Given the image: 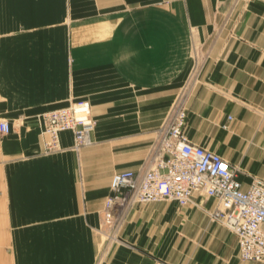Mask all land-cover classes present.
<instances>
[{
  "label": "crops",
  "instance_id": "crops-1",
  "mask_svg": "<svg viewBox=\"0 0 264 264\" xmlns=\"http://www.w3.org/2000/svg\"><path fill=\"white\" fill-rule=\"evenodd\" d=\"M77 100L98 121L91 145L75 152L64 132L40 156L41 116ZM178 100L189 142L244 188L264 181V0H0V217L42 218L12 247L55 250L11 264H96L110 176L147 168ZM213 207L133 205L102 264H259L239 260Z\"/></svg>",
  "mask_w": 264,
  "mask_h": 264
},
{
  "label": "built area",
  "instance_id": "built-area-1",
  "mask_svg": "<svg viewBox=\"0 0 264 264\" xmlns=\"http://www.w3.org/2000/svg\"><path fill=\"white\" fill-rule=\"evenodd\" d=\"M89 115L85 100L45 113L46 149L58 150L63 132L72 133L75 148L90 145ZM184 120L178 110L161 126L147 168L112 176L104 225L112 232L114 217L136 204L173 202L183 208L196 197L212 199L214 207L208 215L234 234L241 260L264 264V181L253 179L244 188L236 168L219 154L187 140L182 131ZM10 131L9 123L1 121L0 132Z\"/></svg>",
  "mask_w": 264,
  "mask_h": 264
},
{
  "label": "rangeland",
  "instance_id": "rangeland-1",
  "mask_svg": "<svg viewBox=\"0 0 264 264\" xmlns=\"http://www.w3.org/2000/svg\"><path fill=\"white\" fill-rule=\"evenodd\" d=\"M68 105H66L65 107H67ZM62 108H64V107H62ZM58 109H60V108H58ZM178 110H182V113L184 114V117H185L184 124L182 126V131L184 133V127L186 124V111L184 109V105L182 103V100H178L175 102V104L173 105V107L169 111V113H168L165 121L163 122V124L168 122L170 117L172 115H174L175 113H177ZM43 115L41 116V119H42V121H41V133L43 136V142H42V148H41L40 156H50V155L58 154L62 151V147L60 145V136H59V149L58 150L50 151V150H47L45 147L47 137L44 134V116ZM89 116H90V122H91L90 124L92 126L90 137L92 138V135L95 132L98 121H97V118H96L94 111L92 110L91 106H90V115ZM161 126L158 128V130L161 128ZM91 143H92V139H91ZM90 145L80 146L78 148H75L73 146V150L75 152H79L81 149L88 147ZM124 170H132V169L115 170L111 174L110 179L112 178V176L114 174H116L120 171H124ZM132 171H134V170H132ZM110 179H109V186H108L109 187L108 188L109 189V195L106 197V200L104 201L103 207L99 213V224H98L97 230H98V234H99L100 244H99V248H98V252H97L96 264H102V262L105 261V258L107 257L108 252L110 250V244H113L115 242V239L118 236V229L122 224V216H121L122 212H120L119 214H117V216L114 217L115 223H114L112 232L109 230V228L106 225H104V220H105L104 208L106 207L107 200L110 197H112V192L110 190ZM131 207L132 206H129L126 210H128ZM180 208H182V207H180ZM183 208H185V207H183ZM126 210H124V211H126ZM17 219L20 221V225H19V227H13L11 225V218L10 217H0V264H11V260H52V258L54 257L53 256L54 252H55V250H53V249L42 248L41 246L38 248L12 247V243H11V240H12V238H11L12 232L11 231L12 230H19V232H18L19 233L18 234L19 240H22L23 237H24V239H26V237L28 235V233L25 232L26 229L29 228V229L34 230V229L42 226L41 225L42 224V218L31 217V218L27 219V218L20 217ZM27 220H29L30 223H26ZM210 220H211V218H210ZM211 221L215 222L213 220H211ZM215 223H217V222H215ZM116 228H117V230L115 231ZM15 233L17 235V232H15ZM36 236L40 237V239H41V233H40V235H37V233H36ZM237 250H238V248H237ZM238 258H239V260H241L239 255H238ZM241 261H243V260H241ZM243 262H251V261H243ZM256 263H259V262H256ZM155 264H169V263L157 260V261H155ZM259 264H262V263H259Z\"/></svg>",
  "mask_w": 264,
  "mask_h": 264
},
{
  "label": "bare ground",
  "instance_id": "bare-ground-1",
  "mask_svg": "<svg viewBox=\"0 0 264 264\" xmlns=\"http://www.w3.org/2000/svg\"><path fill=\"white\" fill-rule=\"evenodd\" d=\"M65 108V107H64ZM61 109V108H60ZM55 110H58V109H55ZM51 111H53V110H51ZM50 112V111H49ZM90 139H91V137H90ZM110 182H111V179H110Z\"/></svg>",
  "mask_w": 264,
  "mask_h": 264
}]
</instances>
